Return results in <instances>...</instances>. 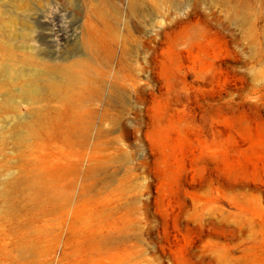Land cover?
<instances>
[{
    "label": "rangeland",
    "instance_id": "rangeland-1",
    "mask_svg": "<svg viewBox=\"0 0 264 264\" xmlns=\"http://www.w3.org/2000/svg\"><path fill=\"white\" fill-rule=\"evenodd\" d=\"M2 44L91 69L18 150L34 107L0 82V180L70 195L0 184V264H264V0H0Z\"/></svg>",
    "mask_w": 264,
    "mask_h": 264
},
{
    "label": "bare ground",
    "instance_id": "bare-ground-1",
    "mask_svg": "<svg viewBox=\"0 0 264 264\" xmlns=\"http://www.w3.org/2000/svg\"><path fill=\"white\" fill-rule=\"evenodd\" d=\"M132 6V3H130V7ZM2 45L0 50L6 53V58L5 62L0 65V76L2 77L0 82L9 85L15 82L22 84L21 88L16 89L17 98L25 105L28 104L34 107V109L32 108L34 114L32 113V116L28 120L22 118L12 129L8 130L13 145L18 150L28 136L34 137L38 135L37 128L41 123L46 124L52 119L57 118L56 111L52 116H41L40 110L42 108L40 109V107H38L40 103L62 107V105L70 104V102L73 104L79 101V99H77L78 94L87 86L84 73L88 72L90 66L87 59H73L66 64L65 62L64 64L62 62V64H59V62H57L58 64L56 62L46 64L35 59L34 55L30 52L29 55L20 57L14 56V58H12L9 46L6 44ZM24 66H28V68L31 69L29 75L27 74V70L25 74L23 72L24 70L21 69ZM11 72L12 74L14 73L13 76ZM89 86H91V84ZM6 101L9 102L8 99ZM6 101L2 103L1 107L3 109L8 108L15 112L16 108L9 106ZM70 114H72V112ZM73 115L77 117L74 111ZM73 129L74 133L78 135L79 128L77 122H75ZM24 159L27 158L19 156L20 163H23ZM4 176H7V174ZM0 184L5 196L3 200L8 205L12 206H21L24 204L26 201V192L32 193L34 198L50 203H66L69 201L70 195H68V193L66 194V192H63L56 184L46 182L42 175L34 171L27 173L23 165L20 166L18 174L14 178L8 177L2 180Z\"/></svg>",
    "mask_w": 264,
    "mask_h": 264
}]
</instances>
